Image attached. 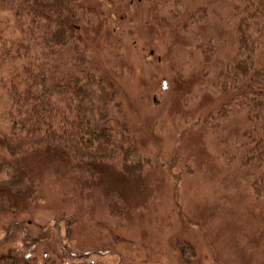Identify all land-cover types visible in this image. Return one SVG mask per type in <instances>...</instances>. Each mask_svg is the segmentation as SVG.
Masks as SVG:
<instances>
[{"label": "rangeland", "instance_id": "374dc122", "mask_svg": "<svg viewBox=\"0 0 264 264\" xmlns=\"http://www.w3.org/2000/svg\"><path fill=\"white\" fill-rule=\"evenodd\" d=\"M185 1L192 10L196 0ZM77 2L93 10L91 22L79 24L85 58L115 80L153 164L134 178L111 169L91 179L61 154L35 158L40 198L16 219L0 215V239L10 236L8 247L37 242L39 253L52 258L62 244L65 264L78 262V251L96 264H264V203L250 185L255 173L239 157L227 163L220 139L202 122L217 101L206 91L208 78H201L198 45L210 40L216 47L213 64L235 57L219 3L185 33L186 16L172 21L173 5L162 0ZM247 127L244 113L231 116L227 136ZM111 195L120 200L122 219L107 211Z\"/></svg>", "mask_w": 264, "mask_h": 264}, {"label": "trees", "instance_id": "16d2710c", "mask_svg": "<svg viewBox=\"0 0 264 264\" xmlns=\"http://www.w3.org/2000/svg\"><path fill=\"white\" fill-rule=\"evenodd\" d=\"M210 1L196 0L188 11L185 0H162L164 6L173 5L167 14L172 21L186 16L181 24L185 33L207 20L215 4L225 14L235 57L213 64L216 47L210 48V40L198 45L201 78H208L206 91L217 101L202 122L220 139L227 163L239 157L255 173L251 190L264 203V0ZM92 11L77 0H0V215L16 219L40 198L33 165L43 155L61 154L91 179L111 169L134 178L152 167L122 108L115 80L85 58L79 24L90 23ZM197 37L201 43L203 36ZM238 113L245 114L248 127L227 136V120ZM107 211L124 217L115 195L108 197ZM9 237L0 239V264H65L69 259L62 244L60 255L52 258L39 253L37 242L8 247ZM78 253V262L67 264H96L87 261L89 252Z\"/></svg>", "mask_w": 264, "mask_h": 264}]
</instances>
